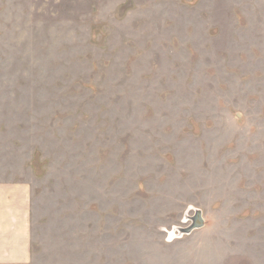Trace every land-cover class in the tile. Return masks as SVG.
Masks as SVG:
<instances>
[{
    "label": "rangeland",
    "instance_id": "1",
    "mask_svg": "<svg viewBox=\"0 0 264 264\" xmlns=\"http://www.w3.org/2000/svg\"><path fill=\"white\" fill-rule=\"evenodd\" d=\"M0 183L32 264H264V0H0Z\"/></svg>",
    "mask_w": 264,
    "mask_h": 264
},
{
    "label": "crops",
    "instance_id": "2",
    "mask_svg": "<svg viewBox=\"0 0 264 264\" xmlns=\"http://www.w3.org/2000/svg\"><path fill=\"white\" fill-rule=\"evenodd\" d=\"M31 191L0 183V264H32Z\"/></svg>",
    "mask_w": 264,
    "mask_h": 264
}]
</instances>
